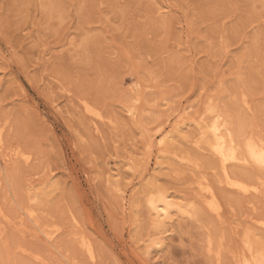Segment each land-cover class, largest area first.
<instances>
[{"label":"rangeland","instance_id":"rangeland-1","mask_svg":"<svg viewBox=\"0 0 264 264\" xmlns=\"http://www.w3.org/2000/svg\"><path fill=\"white\" fill-rule=\"evenodd\" d=\"M148 71L159 85L145 91L143 112L132 118L126 87L133 75L147 81ZM209 96L242 115L247 132L264 134V0H0V128L3 153L18 155L8 163L0 155V264H233L251 230L263 247L264 231L254 222L264 217L262 199L215 185L216 162L194 153L191 143L174 150L178 158L164 159L158 184L192 199L194 181L207 177L221 217L205 212L207 218L182 219L162 251L145 254L152 233L147 210L139 204L135 221L134 208L124 213L107 181L119 172L127 199H140L146 181L139 175L146 157L141 125L154 128L178 106L202 112ZM81 101L103 115L97 134L85 123ZM186 156L197 167L179 159ZM52 185L41 202L27 199ZM27 205L39 214L40 228L57 230L55 247L19 214ZM209 232L217 234L219 260L204 245ZM78 235L95 246L93 263Z\"/></svg>","mask_w":264,"mask_h":264},{"label":"bare ground","instance_id":"bare-ground-1","mask_svg":"<svg viewBox=\"0 0 264 264\" xmlns=\"http://www.w3.org/2000/svg\"><path fill=\"white\" fill-rule=\"evenodd\" d=\"M54 8H56V7H54ZM51 11H53V10H51ZM183 27H185L184 24H183ZM226 47L227 46H225V48ZM127 57H128V55H127ZM148 76L149 77H148L147 81H144L143 79H141L142 76H140L141 77L140 78L137 75H133L129 79L128 85L126 87V91L128 94L126 98H127L128 103H129L127 105V112L129 113V115L132 118L136 117L137 115L141 114V112H143V110L141 108V104H142L143 99H144L145 91H147V89H152V88L158 87V85H159V79L157 78L156 75L149 72ZM227 87H229V86H227ZM243 87H244V84H243ZM156 90H157V88H156ZM160 90L161 89L159 88V91ZM221 90H222V88H221ZM240 94H241L242 104L246 105L247 108L250 110V106L248 105L249 101L247 99V95L244 92H242ZM166 95H167V93H166ZM215 97H216V95H215ZM251 100H254V99H251ZM205 102H206V105H204L205 107H204V110L202 112H199L197 110L193 111V112H189L190 111L189 109L191 107L189 105L185 106V107L184 106H178L177 108H174L172 111L169 110L171 112L168 114L162 115L163 116L162 120H160L155 125L154 128H150V127L141 125L139 123L142 126V131L144 133L143 134L144 135V146H145V150H146L145 160L144 161L142 160L143 161L142 163L140 161L141 168H143V171L141 173H139V175L144 179L146 178V181L144 182L145 185L143 186V189H142V197L140 199L135 198L132 201L127 199V197L125 195L126 189H124L123 187H120L119 183H118L119 179H117V178L120 175L119 172H116V174L112 175V177H114L115 180L107 179L108 183L113 187L114 192L116 194L118 193V195L121 197V199L123 201L122 202V207H123L122 211L124 213L126 212L125 211L126 209L128 210V208H134L133 211L135 212V215H134V218H135L136 213H137L136 212L137 207L139 204L144 206L145 209L147 210L148 215L150 217V228L152 230V233L150 235H148V237L144 241V242H146V244L144 246L145 247V251H144L145 254H149L150 250H152V249H154L156 252L162 251V249L165 246V243L167 242V241L165 242L166 235L169 232H172V230H173L172 228L174 226H176L175 224H179V222H181L182 219L188 218L191 220H198L199 217L200 218L202 216H203V218L205 217L204 216L205 212H208V213L212 214V216L214 215L217 218L221 217V204L219 202L216 191L213 188L214 185L208 180L207 177L200 175L201 177L197 178L194 181V183H195L194 189L196 191V196L192 199H189V197L187 199H183V197L181 199H178V198H176V196L173 193L168 192L166 190L167 188L164 189L158 184L159 176L161 175V174L159 175V171L165 165V164H163L164 159L167 160V159L171 158V160H172V158L177 157L176 152L174 153V150L176 148L181 147V145H183V144H187V143L190 144L191 143L194 145L193 147H195L197 150L194 153L198 152L201 155L203 153H206L208 156H210V158L214 159V161L216 162V167H217L219 174H220L219 176L217 175L218 178L216 176L217 180H216L215 185L219 183L222 186H224L226 189H228V190L231 189L233 191H236L239 194H241V196L244 195V197L249 196V195H252L253 197L259 196L262 199V204L264 207V134H261L262 132L261 133L257 132L258 130L255 131L254 128H253L254 130L247 132L245 129V122L246 121H244V118L242 117V115H237V114L231 113V111H229V109H227L226 107L225 108L221 107L220 104L217 101H215L211 96H209L208 100H206ZM80 108H81L82 115L87 117L89 120V122H85V123H87V127H88L89 131L97 134V132H99L98 124L101 123L100 121L103 119V115L101 114L100 109L98 110L97 108L91 106L89 103H87V101H81ZM236 108H237V106H236ZM242 113L243 112H241V114ZM243 116H244V114H243ZM254 116H255V113H254ZM136 119H137V117H136ZM143 124H145V123H143ZM193 134H194V136H196V138L194 137L195 139L191 140L193 137ZM3 151H4V139H3L2 130L0 128V155L3 154V160L6 161L9 159H12L13 157L18 156L17 152H9V153L4 154ZM152 152H153V157H152L153 161L150 164V161H151L150 155H152L151 154ZM183 152H184V150H183ZM25 154H20L19 157H21L25 162H27L29 160V156L25 155ZM188 156L180 157L179 159L184 160V161L186 160L190 163H193L194 166H196L197 163L195 161H192L193 159L191 157H188ZM210 158H208V159L211 160ZM202 159H204V157ZM4 163H3V165H4ZM136 165H138V164H136ZM166 165H167V163H166ZM128 166H129V169L133 170V172L138 171L137 168H139V167H136L135 165L134 166L128 165ZM170 166H173V164ZM247 167H249V168H247ZM5 168H4V170H5ZM164 169L167 170V168H164ZM197 170H198V168H197ZM255 171L256 172L259 171L260 174H259V172L256 173ZM179 172H180V170H179ZM172 173H173V171H172ZM214 175H215V173H214ZM8 177H10V175ZM11 178H8V179H11ZM123 178H125V177H123ZM132 178H134V177H132ZM134 180H136V179L134 178ZM211 181H212V178H211ZM141 182H143V181L141 180ZM121 184L122 183L120 182V185ZM112 187H111V189H112ZM45 189L46 188L41 189L38 192H35L33 194H30L27 197V199L29 201H38L39 200V202H41V200L44 199L49 194V192L53 191L55 188L52 185V186H50V190H45ZM131 192H132V190H131ZM227 200H228V198H227ZM29 206L27 205V208H24V206H23L21 208L22 212L21 213L19 212V214L26 217L30 222L33 223V225L35 224V226H37L41 230L39 232L42 233L43 238H44L43 240H45L48 243V245L46 244L47 246L50 245L52 247H55L54 244H55V237H56V233H57L56 231L57 230L55 229V230L46 231V229L43 228V225H42L43 229L40 228V225H39L40 222L38 223V218H37V215H39V214H35V212L33 210L35 208H33V207H32L33 209L28 208ZM142 208H140V209H142ZM0 217H3V212L1 210V207H0ZM146 217H148V216H146ZM205 218H207V217H205ZM71 219L73 220V223L75 225L76 220L74 218H71ZM135 221H136V218H135ZM254 222L258 226V229H260V230L262 229L264 231V217H261L259 219H255ZM252 231L253 230H251V232L247 231L245 233V235H243L244 236L243 237L244 238V240H243V251L241 252L240 255H238L236 257L233 264H264V248H263L264 246L262 247V245H261L262 242L260 243L259 241H257L254 238V236L252 235L254 232L252 233ZM138 232L140 233L141 231H138ZM145 233H147V231ZM131 234H132V232H131ZM214 234L217 235L216 233H214ZM214 234H213V232H209L205 236L203 241H205V243H206L204 245H206L207 251L208 252L215 251L214 255L216 254V257H217L215 259L219 260V258L221 256V248H220V243L217 242L215 239V237H217V236H215ZM167 236H169V235H167ZM89 239L84 235H80L78 238V244H79L81 251L87 256L88 260H91V262L93 263V260L96 257V253H95V249H94L95 246L93 245V243ZM220 239H221V237H220ZM220 239H219V241H220ZM134 245H137V244H134ZM202 247H203V245H202ZM49 248H51V247H49ZM141 248H143V247H141ZM23 250H24V248H23ZM239 250H240V248H239ZM145 254L143 255V257L145 256ZM35 255H36V253H34V256ZM152 257H155V256H152ZM152 257H150V258H152ZM145 259H147V257ZM151 261H152V259H151Z\"/></svg>","mask_w":264,"mask_h":264}]
</instances>
